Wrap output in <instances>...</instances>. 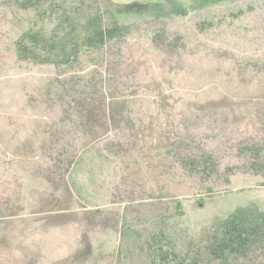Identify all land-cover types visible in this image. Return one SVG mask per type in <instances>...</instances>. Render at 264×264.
<instances>
[{"label": "rangeland", "instance_id": "374dc122", "mask_svg": "<svg viewBox=\"0 0 264 264\" xmlns=\"http://www.w3.org/2000/svg\"><path fill=\"white\" fill-rule=\"evenodd\" d=\"M99 2L129 34L55 67L19 60L38 18L0 0V264H154L158 241L221 264L212 229L264 213V0Z\"/></svg>", "mask_w": 264, "mask_h": 264}, {"label": "trees", "instance_id": "16d2710c", "mask_svg": "<svg viewBox=\"0 0 264 264\" xmlns=\"http://www.w3.org/2000/svg\"><path fill=\"white\" fill-rule=\"evenodd\" d=\"M15 1L21 9L33 12L38 18L36 27L27 30L17 42L20 61H33L55 67L74 66L83 55L101 52L125 38L130 31L129 27L115 20L119 13L108 7L103 10L99 0H95L90 8L85 0ZM227 1L229 0H188V6L178 8L174 13L186 15L188 7H206ZM136 8L145 10L146 6L143 9L138 6ZM45 19L57 22L50 33L44 28ZM111 104L112 101H109L108 105ZM253 160L260 168H264V160L261 161L259 156ZM263 230L264 213L247 209L236 211L212 229L208 239L202 242L203 251L221 264H235L254 249ZM149 250L154 264H203L197 262L195 257H190V250L182 258L178 255L171 257L163 251L160 241L150 246Z\"/></svg>", "mask_w": 264, "mask_h": 264}]
</instances>
